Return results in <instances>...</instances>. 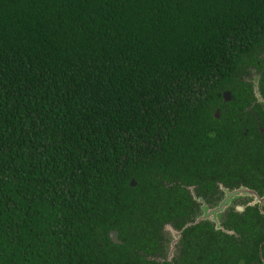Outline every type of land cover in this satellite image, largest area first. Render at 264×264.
Returning <instances> with one entry per match:
<instances>
[{
    "label": "trees",
    "instance_id": "trees-1",
    "mask_svg": "<svg viewBox=\"0 0 264 264\" xmlns=\"http://www.w3.org/2000/svg\"><path fill=\"white\" fill-rule=\"evenodd\" d=\"M263 58L264 0H0V264H251L162 228L264 174Z\"/></svg>",
    "mask_w": 264,
    "mask_h": 264
},
{
    "label": "flooded vegetation",
    "instance_id": "flooded-vegetation-1",
    "mask_svg": "<svg viewBox=\"0 0 264 264\" xmlns=\"http://www.w3.org/2000/svg\"><path fill=\"white\" fill-rule=\"evenodd\" d=\"M255 99L256 102L252 107L257 106L263 115L259 119L258 114H251L254 118L253 127L258 143L264 147V98L261 97L260 102L257 98ZM255 173L258 175V179L257 185L254 186L243 183L235 189H227L217 184L210 192L202 195L199 193L198 187H188L187 194L196 204L194 209L196 214L184 219L181 230H177L172 225L170 229L165 228L170 225L163 226L162 233L165 236L162 243L163 253L166 254L173 250L172 261L174 258H178L183 250V230L200 224L209 229L211 233L217 234L219 239L222 238L221 243H225L226 240L223 238L227 237L229 238L228 242L235 243V245L241 244L252 252H257V259L247 256L246 261L251 260V264H264V174L257 171ZM191 190L193 191L191 192ZM193 194L197 195V199ZM235 198H238V201L236 205H233L232 200ZM196 200H198L200 210ZM206 205L213 206L216 214L207 210ZM223 205L222 211H217ZM204 208L208 211L206 214L201 213Z\"/></svg>",
    "mask_w": 264,
    "mask_h": 264
},
{
    "label": "water",
    "instance_id": "water-1",
    "mask_svg": "<svg viewBox=\"0 0 264 264\" xmlns=\"http://www.w3.org/2000/svg\"><path fill=\"white\" fill-rule=\"evenodd\" d=\"M259 77V76H258ZM248 81V80H247ZM253 95L255 98H257V100L260 102L261 101V97L259 95V92H258V78H257V82L255 84V86H253ZM222 98H223V102H229L231 100V95L229 92H224L223 95H222ZM219 117V113L218 111L215 112V118L218 119ZM130 187H135V182L133 180H131L130 182ZM236 193V192H235ZM224 205L217 211H222ZM206 213L208 212L205 208L203 209ZM202 211V212H204ZM214 214H216L215 210L212 211ZM211 212V213H212ZM165 228L169 229L168 226H166ZM108 237H109V240L112 244L114 245H121V242L118 240V233L116 231H111L109 234H108Z\"/></svg>",
    "mask_w": 264,
    "mask_h": 264
},
{
    "label": "rangeland",
    "instance_id": "rangeland-1",
    "mask_svg": "<svg viewBox=\"0 0 264 264\" xmlns=\"http://www.w3.org/2000/svg\"><path fill=\"white\" fill-rule=\"evenodd\" d=\"M263 65H264V58H263ZM257 78H258V74L255 72V71H253V73L252 74H250V76H249V82H250V84H251V88L253 89V86H255V84H256V82H257ZM192 189V188H191ZM193 190H191V192H192ZM193 196H194V198H196V196L197 195H194L193 194ZM197 199V198H196ZM237 201H238V198H235L234 200H232V204L233 205H236L237 204ZM196 202H197V206H198V209L200 210V207H199V204H198V200H196ZM206 207L208 208L207 210H210V211H213V206H209V205H206ZM206 209V208H205ZM202 214H206V212L204 211V212H201ZM169 227V229H170V227H171V225L170 226H168ZM173 250H171V252H169V253H166L165 254V259L166 260H168V261H172V258H173Z\"/></svg>",
    "mask_w": 264,
    "mask_h": 264
}]
</instances>
